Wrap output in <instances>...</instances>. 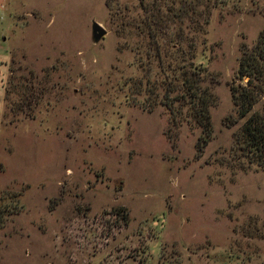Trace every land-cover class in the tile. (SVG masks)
<instances>
[{"label":"rangeland","instance_id":"1","mask_svg":"<svg viewBox=\"0 0 264 264\" xmlns=\"http://www.w3.org/2000/svg\"><path fill=\"white\" fill-rule=\"evenodd\" d=\"M262 29L264 0H0V264H264V96L228 90ZM150 35L207 72L201 151Z\"/></svg>","mask_w":264,"mask_h":264},{"label":"trees","instance_id":"2","mask_svg":"<svg viewBox=\"0 0 264 264\" xmlns=\"http://www.w3.org/2000/svg\"><path fill=\"white\" fill-rule=\"evenodd\" d=\"M150 37L151 40L147 44V50L145 49L144 53L146 65L149 64V59H153L160 67L165 62V55L168 54H171L170 59H172L173 64L171 66L166 64V67H170V79L156 84L154 81L150 82L145 78L144 91L151 95L152 90L159 87L161 94L158 102L168 108L169 112H172V109H170L172 100L183 102L192 123L200 129L195 145L196 150L201 151L210 136L208 108L214 103L215 99L208 86L203 84L206 81L207 72L204 67L196 66L191 62L194 57L192 43L187 44L186 60L183 62L180 60V56L184 51L181 50L177 41L167 39L166 43H161L153 35H150ZM172 54L175 55L173 58L171 57ZM144 73L145 75L148 73L147 67H145ZM235 75L238 80L245 78L243 83H232L228 86L235 115L240 118L249 111L259 97L264 96V29L259 32L252 47L241 46ZM129 84L135 94L141 92L140 81L131 80ZM173 91L179 92L169 100L168 93ZM155 95L154 93V97ZM244 131L250 142L248 145L258 154L264 155V144L262 143L264 140L260 138V135L249 122L246 123ZM121 220H123V223L126 221L125 217H121Z\"/></svg>","mask_w":264,"mask_h":264},{"label":"water","instance_id":"3","mask_svg":"<svg viewBox=\"0 0 264 264\" xmlns=\"http://www.w3.org/2000/svg\"><path fill=\"white\" fill-rule=\"evenodd\" d=\"M90 38L93 42H97L105 33V30L96 22L90 23Z\"/></svg>","mask_w":264,"mask_h":264}]
</instances>
